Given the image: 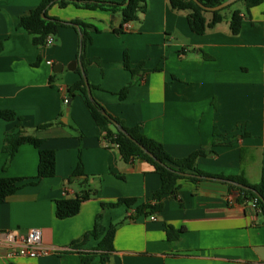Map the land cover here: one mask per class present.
Segmentation results:
<instances>
[{"label":"crops","instance_id":"1","mask_svg":"<svg viewBox=\"0 0 264 264\" xmlns=\"http://www.w3.org/2000/svg\"><path fill=\"white\" fill-rule=\"evenodd\" d=\"M41 1L0 0V112L16 116L0 117V177L23 179L0 204V234L16 231L22 236L40 228L42 245L68 250L10 258V249L2 246L0 264H81L70 246L92 228L94 216L100 214L108 228L135 214L136 206L160 188L152 166L137 159L124 162L117 146L100 138L78 92L67 97V87L79 79L77 69L82 66L79 29L60 27L52 43L36 47L27 32L16 27L19 16ZM186 14L172 10L168 0H146L145 13L115 33L119 14L70 4L47 10L49 17L80 20L98 30L90 34L84 52L91 61L85 77L94 87L91 97L109 115L128 127L138 124L143 136L163 144L177 159L204 149L207 155L196 164L205 173L258 183L264 167V0L243 16L235 36L228 19L204 35L195 34ZM125 52L131 68L141 65L133 77L123 67ZM202 52L210 59L202 58ZM73 61L75 69H67ZM130 81L120 101L117 93ZM65 98L69 112L62 122ZM57 118L62 125L33 130ZM19 122L42 140V149L55 152V175L35 185L26 184L36 175L38 163L32 145L19 146L3 170V139ZM78 162L87 176L86 187L96 193L82 203L79 213L57 219L54 202L83 189L79 179L66 183ZM227 184L178 181L177 195L163 198L154 220L126 218L113 234L114 250L104 255V262L95 253L90 264H264V215L252 202L237 203V194L230 195ZM120 198H135L136 204L101 208V203ZM169 225L183 230L176 242L166 239ZM97 243L89 237L81 250L90 252Z\"/></svg>","mask_w":264,"mask_h":264},{"label":"trees","instance_id":"2","mask_svg":"<svg viewBox=\"0 0 264 264\" xmlns=\"http://www.w3.org/2000/svg\"><path fill=\"white\" fill-rule=\"evenodd\" d=\"M126 1L128 3L125 5ZM203 7L211 8L219 4L224 3L226 0H197ZM241 2L244 12L241 8L235 7L236 3ZM262 0H237L223 9L208 11L202 9L192 0H168L170 8L174 11L187 12L186 20L189 29L199 35H204L208 30L214 28L218 23H222L225 19H228V26L231 35H238L241 31L243 16L249 15V10L254 6L260 4ZM73 5L80 9L107 11L111 14L120 15V24L118 28L114 29L115 33H122L124 31V25L129 22L136 21L138 14H143L146 11V0H123L120 2H103L100 0H42L35 8L28 10L18 18L17 28H21L27 32L30 37L31 44L36 47H42L46 45L47 37L56 35L58 28L70 27L79 29L80 33V52L79 59L81 60V68L83 71L77 69L79 79L67 87V97H72L74 93L78 92L82 97L89 114L93 121L96 123L100 133V138L108 144L117 146L119 156L124 162H131L134 159L144 161L148 163L154 171L157 173L160 180V188L151 194L150 200L146 203H141L136 206L135 214L126 217L128 219L137 218L138 216L149 217L151 215H158L163 209L162 200L165 196L175 197L177 195L178 181L187 180L191 182H201L204 177H217L218 179L234 181L239 185H243L245 188H239L236 185L227 184L230 195H235L237 203L253 202L257 211L264 215V167L261 170V177L258 183L249 184L243 178L237 176H217L205 173L197 168L196 160L200 157H204L206 154L204 149H196L191 154L184 158L177 159L170 156L166 151L163 144L157 142V140L145 137L140 131L139 125L132 127L126 126L123 121L118 117L109 115L105 109L98 104L92 97L88 98L86 95V84L81 77V74L86 72V64L91 61L84 58V52L87 44L91 41L90 34L98 32V30L91 24L80 22V20L62 21L57 18L49 17L47 10L52 5H57L63 8L67 5ZM42 14L44 17H42ZM2 49V42H0V51ZM184 53V52H182ZM181 53V54H182ZM204 59H210V56L202 52L201 55ZM123 67L130 71V74L135 76L136 73L142 71L141 65H137L135 68L129 66V61L126 52L122 56ZM51 83V79L49 78ZM88 87L94 88L88 82ZM133 84L130 81L118 94L120 101L124 100L126 93H128L129 87ZM66 99V98H65ZM64 102V100H63ZM105 112L104 115L101 113ZM62 116V114H61ZM0 117L3 120H14L16 118L12 111H1ZM116 122L120 128L125 130L127 134L134 139L137 144L141 145L144 149L151 153L153 158L144 153L136 143L128 139L118 130V128L112 123ZM62 125L59 118L54 122L45 123L34 127L35 130H44L52 125ZM27 128L20 122L16 125V129L7 133L3 139L2 151L7 154L6 162L3 166L5 170L19 146L23 144L32 145L38 152V163L36 169V175L27 181L28 185H35L41 179L50 178L55 175V152L51 149H42V140L33 132L28 133ZM81 164L78 162L73 172L67 178V184L74 180L79 179L77 182L83 187L79 193H75L73 197H66L54 202V214L57 219H66L79 213L82 203L94 197L96 190H92L86 187L87 176L83 174ZM182 174V175H181ZM186 174V175H183ZM81 177H84L81 179ZM21 178H5L0 177V204L5 199L15 193L22 185ZM136 204L135 198H120L112 202L101 203V208H118L120 206H131ZM125 218V219H126ZM125 219L123 221H125ZM102 218L100 214L94 216L92 228L84 233L77 241H73L70 246V250L78 252L81 259V264H90L93 260L95 253H99V260L104 262L106 260L107 253L114 250L112 246V238L119 224L123 221L115 224L113 223L108 228H105L101 222ZM183 230H175L172 226L165 227L166 239L168 241H177L179 235ZM92 237L98 240L96 247L90 252L81 250V245L85 243L87 238Z\"/></svg>","mask_w":264,"mask_h":264},{"label":"built area","instance_id":"3","mask_svg":"<svg viewBox=\"0 0 264 264\" xmlns=\"http://www.w3.org/2000/svg\"><path fill=\"white\" fill-rule=\"evenodd\" d=\"M52 41L53 38L51 36L47 37L46 45L52 43ZM64 103H66V99H64ZM149 219L154 220V215L149 216ZM2 246L10 249L8 255L10 258H36L48 253H60L68 250L67 248L61 249L54 246L42 245L40 228H33L22 236H19L16 231H6L1 233L0 247Z\"/></svg>","mask_w":264,"mask_h":264},{"label":"water","instance_id":"4","mask_svg":"<svg viewBox=\"0 0 264 264\" xmlns=\"http://www.w3.org/2000/svg\"><path fill=\"white\" fill-rule=\"evenodd\" d=\"M192 1L195 2L197 5H199L202 9H205V10H208V11H215V10L223 9L224 7L230 5L231 3H233V2H235V1H237V0H226L224 3L219 4V5L215 6V7H211V8H205V7H203V6H202L197 0H192ZM127 3H128V1H126L125 5H126ZM42 17H44L43 14H42ZM79 34H80V33H79ZM75 67H76V62L73 61V62H71V63L67 66V69H69V70H74ZM80 69H81V71H83L81 67H80ZM81 77L83 78V80H84V82H85V84H86V88H87L86 95H87L88 98H91V94H90V92H91V88L88 87L86 77L84 76V74H81ZM68 107H69V99L66 100V108H65V115H64V119H63V121H65V117H66V115H67V112H69V108H68ZM104 113H105V112H102L101 114L104 115ZM112 123L118 128V130H119L120 132H122V134H123L124 136H126L128 139H130L131 141H133L134 143L137 144V142H136L134 139H132V138L127 134V132H126L125 130H123L122 128H120V126H119L116 122L112 121ZM137 146H138V147H139L144 153H146V155H148L149 157L153 158V156L151 155V153L148 152L146 149H144L141 145L137 144ZM153 159H154V158H153ZM181 175H182V174H181ZM183 175H186V174H183ZM204 179L217 180V181H219V182H225V183H228V184L236 185V186L239 187V188H245V189L247 188V187H245V186H243V185H239V184H237V183L234 182V181L218 179L217 177H204Z\"/></svg>","mask_w":264,"mask_h":264},{"label":"rangeland","instance_id":"5","mask_svg":"<svg viewBox=\"0 0 264 264\" xmlns=\"http://www.w3.org/2000/svg\"><path fill=\"white\" fill-rule=\"evenodd\" d=\"M240 4H241V3H240ZM239 6L242 7V5H238V6L236 5L235 7L238 8ZM63 108H64V110H65V106H63ZM63 119H64V117L61 119L62 122H63Z\"/></svg>","mask_w":264,"mask_h":264}]
</instances>
